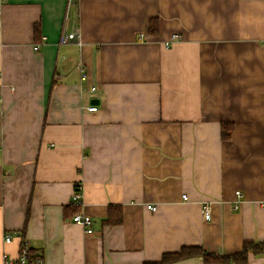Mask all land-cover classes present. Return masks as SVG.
<instances>
[{
  "label": "crops",
  "instance_id": "crops-1",
  "mask_svg": "<svg viewBox=\"0 0 264 264\" xmlns=\"http://www.w3.org/2000/svg\"><path fill=\"white\" fill-rule=\"evenodd\" d=\"M23 240L46 264L264 242V0H0V264Z\"/></svg>",
  "mask_w": 264,
  "mask_h": 264
},
{
  "label": "built area",
  "instance_id": "built-area-1",
  "mask_svg": "<svg viewBox=\"0 0 264 264\" xmlns=\"http://www.w3.org/2000/svg\"><path fill=\"white\" fill-rule=\"evenodd\" d=\"M76 3V0H68V11L71 6ZM144 37V33L141 34V38ZM181 39V35L179 33H173L171 38L165 42L166 46L169 47L174 41ZM60 42L63 44L66 43H81V34L79 29H74L69 32L62 33L60 37ZM36 50L39 49V45H35L34 47ZM81 78L86 79L87 73L84 67H80ZM96 87H92L91 90H95ZM89 111H96L98 110L97 105H90L87 107ZM238 198L242 197L241 191L236 192ZM83 192H82V184L77 183L75 187V191L73 194V202L80 203L82 201ZM184 199H187V195H182ZM240 201L236 202V207L238 208ZM148 209L152 211H156L158 209L157 205L154 204H147ZM212 202L206 201L203 204V213L206 220H209L212 215ZM72 220L78 224L88 227L87 232L93 233L94 230L91 227L92 225V217L86 213H75L72 217ZM13 235L7 233L4 236V243L8 244L12 242ZM2 264H46L45 257L42 253L36 252L32 249V246L27 240H23L19 246V250L16 255H12L7 251L3 252L2 256Z\"/></svg>",
  "mask_w": 264,
  "mask_h": 264
},
{
  "label": "trees",
  "instance_id": "trees-1",
  "mask_svg": "<svg viewBox=\"0 0 264 264\" xmlns=\"http://www.w3.org/2000/svg\"><path fill=\"white\" fill-rule=\"evenodd\" d=\"M155 26L156 28L153 29ZM157 28L158 19H153L151 21V29L157 30ZM231 131V123L226 122L222 124L221 136L223 139H229L231 137ZM121 220L122 215H119L114 222H120ZM250 251H253L254 253H262L264 251V242L248 241L244 244L243 249L240 252L229 255L212 253L198 245L183 246L179 251L165 253L159 261H148L143 264H168L191 257H201L207 263H245L248 260V253Z\"/></svg>",
  "mask_w": 264,
  "mask_h": 264
}]
</instances>
